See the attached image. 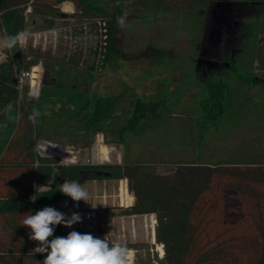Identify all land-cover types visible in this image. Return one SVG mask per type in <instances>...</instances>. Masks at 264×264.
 Masks as SVG:
<instances>
[{
  "label": "trees",
  "instance_id": "16d2710c",
  "mask_svg": "<svg viewBox=\"0 0 264 264\" xmlns=\"http://www.w3.org/2000/svg\"><path fill=\"white\" fill-rule=\"evenodd\" d=\"M63 1L0 0V38L52 27L66 17L58 10ZM70 1L75 20L104 22L109 15L111 0ZM214 1L130 0L114 11L108 51L115 58H124L113 45L118 17L160 24L165 35L180 40L170 37L173 48L154 55L142 79L150 77L153 85L140 96L127 85L115 94H90L78 86L91 78L84 69L18 44L3 47L0 264H43L31 252L38 242L20 225L22 215L46 206L62 212L59 204L67 196L57 186L90 177L125 180L134 198L128 207L86 209L96 215L98 238L115 217L154 215V244L162 255L139 264H264V0H235L247 7L243 27L212 59L226 67L203 74L197 59ZM38 64L55 85H40L33 95L27 78L19 85L17 76ZM33 108L41 113L38 124L28 119ZM99 134L122 146L120 164L65 165L36 152L43 141L88 149ZM50 180L51 189L38 187ZM61 226L49 240L66 237Z\"/></svg>",
  "mask_w": 264,
  "mask_h": 264
},
{
  "label": "rangeland",
  "instance_id": "374dc122",
  "mask_svg": "<svg viewBox=\"0 0 264 264\" xmlns=\"http://www.w3.org/2000/svg\"><path fill=\"white\" fill-rule=\"evenodd\" d=\"M129 1L130 0H111L109 15L104 22L100 20L82 22L72 17L74 13L73 5L70 0H65L59 4L58 10L66 17L53 22L51 25L52 27L46 30L30 28L29 33L45 32L46 37L45 40L42 39L36 42H33L32 39L29 40L24 49L29 53L63 59L70 64L84 69L91 75V78H89L87 82L78 81V86L89 90L90 94H96L97 96L115 94L120 92L125 85L134 87V91L138 96L148 94L153 84L150 77L142 80L144 78V71L150 65V61L155 57L154 55L161 53V49L168 47L173 48L172 45L170 46L171 42L169 43V39L172 36H169L167 32L165 35L163 33V27L160 24H135L125 19L123 26L118 24L113 40V45L117 54L124 56V58H120L121 56L115 58L113 51L112 53L108 51V46L111 43L108 39L110 38L109 29L112 26V14L116 10H122L124 4ZM232 1L236 2L235 0ZM65 3H71V12L67 13L63 10L62 7ZM172 38L180 41L177 36H173ZM2 45L3 40L0 38V55H3ZM141 55L142 58L138 59ZM35 68L34 71L32 68L27 74L28 77H26L29 91L33 95H36V92L38 93L43 70L42 66L39 64L35 66ZM31 74L36 76L35 79L31 78ZM23 81L24 78L22 79V82ZM32 81L37 83L36 87L31 85ZM246 133L248 137L252 134L249 131H246ZM40 144L41 142H37L36 148H38ZM101 146L107 149V153L105 155L100 154L99 162L97 164L96 162L92 164V156L95 155L96 149ZM63 148L65 149V147ZM70 151L72 153L68 152V155H75L78 164L82 165L120 164L123 157L122 146L107 143L105 138L100 134L95 136L94 142L90 148ZM167 170L168 169H162L161 171ZM120 181L125 182L126 193L124 195V201L127 202L128 196L131 194L127 190L126 181ZM120 181L92 180V177L79 181L88 191L89 199L88 202L81 200L78 201L77 204L81 206L88 205L92 199L94 204L100 207H128L127 205L120 204L118 198V186ZM67 198L70 204H73V200L68 196ZM150 217L155 219L154 215H142L141 218H138L137 221L141 222L142 230L136 229L135 241L128 239V235L127 237L125 236L126 238H120L117 236L118 234H116L112 241L114 244L119 242L121 245L126 246L128 251H136L132 257V264H139V261H146L148 258L153 260L155 257H158L160 252L156 250V247L162 252L161 245L156 244V246L154 244L155 242L151 241L150 236H146L145 234L143 225L149 222ZM148 232L150 233L149 229ZM141 234L146 238H142ZM130 244H144V246L136 249V247H129Z\"/></svg>",
  "mask_w": 264,
  "mask_h": 264
},
{
  "label": "clouds",
  "instance_id": "9594fccd",
  "mask_svg": "<svg viewBox=\"0 0 264 264\" xmlns=\"http://www.w3.org/2000/svg\"><path fill=\"white\" fill-rule=\"evenodd\" d=\"M125 17H118L120 26L125 23ZM27 36V32H20L13 36H6L3 40V47L13 49ZM41 113L33 108L28 116L33 124L39 123ZM54 180V178H53ZM38 186L51 189L50 185ZM59 192L70 197L73 201L88 202L89 193L77 181L65 180L58 185ZM38 191V188H37ZM33 198V197H32ZM35 200V199H33ZM24 219L20 225L28 227L31 231L29 239L38 242V246L31 250L32 254H45L43 264H128V249L121 244H114L110 240L94 237L90 233L71 231L66 237L57 236L51 240L55 226L63 225L71 228L74 224L82 221L78 212L70 216L62 213L51 206H46L32 214L31 212L22 215Z\"/></svg>",
  "mask_w": 264,
  "mask_h": 264
},
{
  "label": "built area",
  "instance_id": "2783aa9c",
  "mask_svg": "<svg viewBox=\"0 0 264 264\" xmlns=\"http://www.w3.org/2000/svg\"><path fill=\"white\" fill-rule=\"evenodd\" d=\"M30 12H31V8H30V6H28L25 10V15H29ZM45 37H46L45 32H35V33L27 32V36L23 39L22 42L18 43V45L20 47L24 48L29 40L32 39L33 42H36V41H40L42 39L45 40ZM3 57H4V55H0V59ZM25 77H28V75L21 73L17 76L19 85H21L22 79ZM36 94H37V92H36ZM70 150H72V149H66V148L64 149L63 146H61L60 144H55V143L46 142V141L41 142V144L38 146V148H36V152L41 156L57 157L60 160V162L62 164H65V165L77 164L78 163L77 157L73 154L68 155V152L72 153ZM99 158H100V156L98 155V152L96 150L95 155L92 156L91 163L93 164L94 162H96V164H97L99 162ZM70 208H71V204H70L68 198L63 199L59 204V209L62 211V213H65L68 216H70L72 213H74V212L70 211ZM78 213L81 215L82 221L74 224L71 228H68V227H65L62 225L61 227H62L63 233L67 236L71 231H77V232H80L82 234L83 233H90L94 237H97V219H96L95 213L93 211H90V210H84V211H81ZM155 225H156V220L153 217H150L149 222H147L143 225L146 236H150V239L153 242H154L153 236H154ZM148 229L150 230V233L148 232ZM148 233H149V235H148ZM130 234L134 239V237H135L134 224H132ZM105 236H106V239H108L112 242V239L114 238V236H116V233H114V231H108L102 235L103 238ZM117 236L120 238H125L126 232H125L123 227H120V231H119V234ZM152 238H153V240H152ZM135 252L136 251H133V250L128 251V253L131 254V257H133V254ZM37 254L41 258V260H44L46 257V253L45 254L37 253ZM160 257L161 256L159 254L158 258H160Z\"/></svg>",
  "mask_w": 264,
  "mask_h": 264
},
{
  "label": "water",
  "instance_id": "95a60500",
  "mask_svg": "<svg viewBox=\"0 0 264 264\" xmlns=\"http://www.w3.org/2000/svg\"><path fill=\"white\" fill-rule=\"evenodd\" d=\"M237 7H240L237 3L226 0H215L214 3L211 4L202 38V45L200 47L199 56L197 59V67L203 62L210 65L216 64V62L205 59L206 50L208 52L206 45L215 44L218 41L221 35L220 32L222 27H227L231 24V22H233L235 17L234 12L236 11ZM40 84L42 86L55 85V78L51 76V72L49 70H42ZM94 174L96 176H107L106 173H101L99 171L95 172Z\"/></svg>",
  "mask_w": 264,
  "mask_h": 264
},
{
  "label": "flooded vegetation",
  "instance_id": "af4514ba",
  "mask_svg": "<svg viewBox=\"0 0 264 264\" xmlns=\"http://www.w3.org/2000/svg\"><path fill=\"white\" fill-rule=\"evenodd\" d=\"M226 1H229V2H234L232 0H226ZM235 3V2H234ZM246 6H240V7H237L236 8V11L234 12V19H233V22H231V24L227 27H222L221 29V35L218 39V41L215 43V44H208L206 45L207 46V49H208V52L206 50V53H205V59L207 60H211L215 57L213 54V52H216L220 45L222 43H225L226 46H230L231 44V41L233 40V35L239 31V29L241 27H243V22H242V19L243 17L245 16V11H246ZM258 13V12H257ZM207 23V22H206ZM224 39L226 40L225 42ZM202 45V43H201ZM197 67V66H196ZM226 67V65H219V64H213V65H210V64H207L205 62L201 63L198 67H197V71L199 72H202L203 74L207 73L208 72H211V71H219L221 70V68H224Z\"/></svg>",
  "mask_w": 264,
  "mask_h": 264
},
{
  "label": "crops",
  "instance_id": "0c3cea01",
  "mask_svg": "<svg viewBox=\"0 0 264 264\" xmlns=\"http://www.w3.org/2000/svg\"><path fill=\"white\" fill-rule=\"evenodd\" d=\"M71 207H76L80 209H91V208H105V207H100L98 205H95L93 200H90V203L88 205H79L77 204V201H73V204H71ZM138 218H141V216H121V217H115L112 219L111 223L105 227L106 231H114V233L119 234L120 227H123L125 232L127 231L126 237L128 235V239L135 241L136 240V233L134 239L131 237V227L132 224H134V229L136 232V229L142 230V224L141 222L137 221ZM142 235V234H141ZM115 237V236H114ZM125 237V238H126ZM142 238H146L144 235H142ZM114 239V238H113ZM112 239V241H113ZM120 240V239H119ZM115 244H121L119 242H116Z\"/></svg>",
  "mask_w": 264,
  "mask_h": 264
},
{
  "label": "bare ground",
  "instance_id": "6f19581e",
  "mask_svg": "<svg viewBox=\"0 0 264 264\" xmlns=\"http://www.w3.org/2000/svg\"><path fill=\"white\" fill-rule=\"evenodd\" d=\"M62 8H63V10H64L65 12H67V13L72 11V5H71V3H65V4L63 5ZM35 69H36V68L33 67V71H34ZM29 77H30V76H29ZM35 77H36V76H34V74H31V78H32V79H35ZM31 85L36 87L37 83H36L35 81H32V82H31ZM35 89H36V88H35ZM96 150H97L99 156H100V154H101V155H105V154L107 153V149H106L105 147H103V146L97 148ZM124 183H125V182H123V181H120V182H119V186H118V187H119V188H118V198H119L120 204L130 206V205H132V203H133V197L130 195V196H128V200H127V202L124 201V195H125V193H126ZM126 195H128V194H126ZM153 238H154V236H153ZM153 238H152V240H153ZM152 242H153V241H152ZM156 246H157V245H156ZM156 250H157L158 252H160V256H161V255H162L161 250H159L158 247H156ZM128 257H129L128 264H132V257H131V254H130V253H128Z\"/></svg>",
  "mask_w": 264,
  "mask_h": 264
}]
</instances>
